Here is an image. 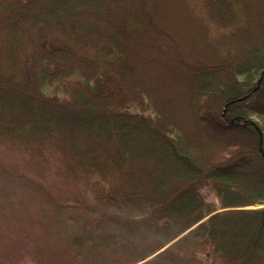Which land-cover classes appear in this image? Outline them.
I'll use <instances>...</instances> for the list:
<instances>
[{
	"label": "trees",
	"instance_id": "obj_1",
	"mask_svg": "<svg viewBox=\"0 0 264 264\" xmlns=\"http://www.w3.org/2000/svg\"><path fill=\"white\" fill-rule=\"evenodd\" d=\"M0 264H264V0H0Z\"/></svg>",
	"mask_w": 264,
	"mask_h": 264
},
{
	"label": "rangeland",
	"instance_id": "obj_2",
	"mask_svg": "<svg viewBox=\"0 0 264 264\" xmlns=\"http://www.w3.org/2000/svg\"><path fill=\"white\" fill-rule=\"evenodd\" d=\"M252 119L260 126L263 125L261 118L254 116ZM208 202H212L219 207L218 199L214 194H209ZM185 234H182L179 238L168 244L166 248L181 239ZM177 235V226L166 223L153 225L145 217H131L130 220L124 221L120 227L114 228L113 233L107 235L106 231L104 239L108 243V248L105 253L109 254L116 251V249L124 253L138 250L133 257L139 259L166 245ZM164 250L165 248L158 253Z\"/></svg>",
	"mask_w": 264,
	"mask_h": 264
}]
</instances>
